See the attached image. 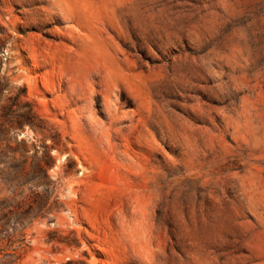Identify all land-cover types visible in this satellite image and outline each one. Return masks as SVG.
Wrapping results in <instances>:
<instances>
[{
	"label": "rangeland",
	"instance_id": "374dc122",
	"mask_svg": "<svg viewBox=\"0 0 264 264\" xmlns=\"http://www.w3.org/2000/svg\"><path fill=\"white\" fill-rule=\"evenodd\" d=\"M7 198L20 264H264V0H0Z\"/></svg>",
	"mask_w": 264,
	"mask_h": 264
},
{
	"label": "trees",
	"instance_id": "16d2710c",
	"mask_svg": "<svg viewBox=\"0 0 264 264\" xmlns=\"http://www.w3.org/2000/svg\"><path fill=\"white\" fill-rule=\"evenodd\" d=\"M27 212L26 202L16 198L0 200V264H20L26 254L25 230L29 224L41 217V205ZM28 221V223H26ZM60 264H86L70 259Z\"/></svg>",
	"mask_w": 264,
	"mask_h": 264
}]
</instances>
